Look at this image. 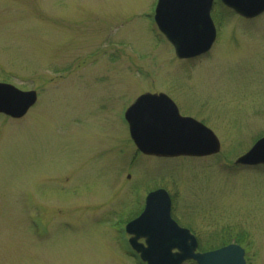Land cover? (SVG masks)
<instances>
[{
  "label": "rangeland",
  "instance_id": "374dc122",
  "mask_svg": "<svg viewBox=\"0 0 264 264\" xmlns=\"http://www.w3.org/2000/svg\"><path fill=\"white\" fill-rule=\"evenodd\" d=\"M154 1L0 0V81L38 95L0 114V264H139L122 225L157 187L198 250L239 242L264 264V165H234L264 135V13L213 5L212 50L179 60ZM145 91L177 96L219 152L138 155L122 111Z\"/></svg>",
  "mask_w": 264,
  "mask_h": 264
},
{
  "label": "water",
  "instance_id": "95a60500",
  "mask_svg": "<svg viewBox=\"0 0 264 264\" xmlns=\"http://www.w3.org/2000/svg\"><path fill=\"white\" fill-rule=\"evenodd\" d=\"M212 0H159L155 21L180 57H191L206 51L215 29L209 17ZM244 17H253L264 11V0H221ZM9 88L15 95L12 104L0 106V112L19 117L36 101L35 91L22 92ZM158 105H165L163 109ZM156 111H162L164 117ZM175 112V113H174ZM126 118L132 139L144 153L172 155H204L216 152L219 142L207 128L191 118L179 116L174 104L162 94H144L128 108ZM238 162L264 163V137ZM133 235L134 246L138 238H145L146 248L140 249L148 264H179L192 258L199 264H246L244 249L229 244L214 251L196 253V241L187 229L180 228L170 218V201L163 190L148 195L143 212L126 225ZM177 249L176 252H171Z\"/></svg>",
  "mask_w": 264,
  "mask_h": 264
},
{
  "label": "bare ground",
  "instance_id": "6f19581e",
  "mask_svg": "<svg viewBox=\"0 0 264 264\" xmlns=\"http://www.w3.org/2000/svg\"><path fill=\"white\" fill-rule=\"evenodd\" d=\"M10 91L11 90L9 88H2V90H0V106H5L7 104L14 105V104L11 103V101L13 100L15 95H13V93H11ZM158 106H160V108L163 109L165 105H158ZM29 108L27 109V111L29 110ZM0 114H2V113H0ZM175 222L178 223V221H175ZM122 232H123V235H124V231H122Z\"/></svg>",
  "mask_w": 264,
  "mask_h": 264
}]
</instances>
